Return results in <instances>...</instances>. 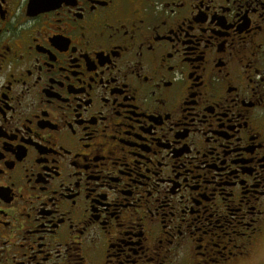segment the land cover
Returning <instances> with one entry per match:
<instances>
[{"label":"flooded vegetation","instance_id":"flooded-vegetation-1","mask_svg":"<svg viewBox=\"0 0 264 264\" xmlns=\"http://www.w3.org/2000/svg\"><path fill=\"white\" fill-rule=\"evenodd\" d=\"M264 0H0V264H264Z\"/></svg>","mask_w":264,"mask_h":264},{"label":"rangeland","instance_id":"rangeland-1","mask_svg":"<svg viewBox=\"0 0 264 264\" xmlns=\"http://www.w3.org/2000/svg\"><path fill=\"white\" fill-rule=\"evenodd\" d=\"M264 239V238H263ZM263 244H261L262 246L260 247L261 250L258 252L257 255H255V261H258V258L260 259V257H264V241H262Z\"/></svg>","mask_w":264,"mask_h":264}]
</instances>
